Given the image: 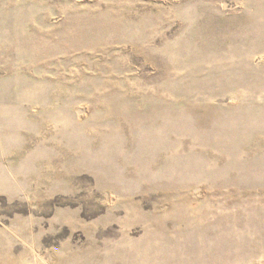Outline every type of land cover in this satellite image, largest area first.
<instances>
[{
    "label": "rangeland",
    "instance_id": "374dc122",
    "mask_svg": "<svg viewBox=\"0 0 264 264\" xmlns=\"http://www.w3.org/2000/svg\"><path fill=\"white\" fill-rule=\"evenodd\" d=\"M0 264H264V0H0Z\"/></svg>",
    "mask_w": 264,
    "mask_h": 264
}]
</instances>
